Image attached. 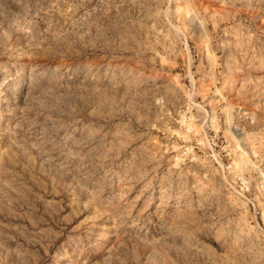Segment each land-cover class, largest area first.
<instances>
[{
    "label": "rangeland",
    "instance_id": "rangeland-1",
    "mask_svg": "<svg viewBox=\"0 0 264 264\" xmlns=\"http://www.w3.org/2000/svg\"><path fill=\"white\" fill-rule=\"evenodd\" d=\"M244 146L264 0H0V264H264Z\"/></svg>",
    "mask_w": 264,
    "mask_h": 264
},
{
    "label": "built area",
    "instance_id": "built-area-1",
    "mask_svg": "<svg viewBox=\"0 0 264 264\" xmlns=\"http://www.w3.org/2000/svg\"><path fill=\"white\" fill-rule=\"evenodd\" d=\"M207 144L211 151L223 149V142L216 133L205 134V139L197 143V146ZM225 144H228L225 139ZM222 145V146H221ZM226 148V146H225ZM240 149V147H236ZM235 149V147H234ZM243 156L252 163L249 170L243 171L237 165V161L231 152L226 153L227 162L220 158L219 165L225 174L231 189L238 195L253 219L264 228V166L260 162V158L255 150L245 147L240 149ZM219 155V154H218ZM257 164V165H256Z\"/></svg>",
    "mask_w": 264,
    "mask_h": 264
}]
</instances>
